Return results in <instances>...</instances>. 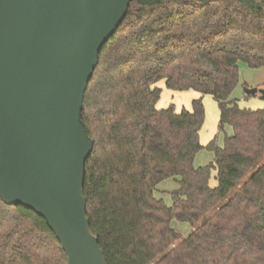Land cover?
I'll use <instances>...</instances> for the list:
<instances>
[{"label":"trees","instance_id":"1","mask_svg":"<svg viewBox=\"0 0 264 264\" xmlns=\"http://www.w3.org/2000/svg\"><path fill=\"white\" fill-rule=\"evenodd\" d=\"M240 62L264 68V0L131 4L102 50L83 111L95 142L87 213L108 264H264V109L232 98ZM162 80L169 90L213 97L220 131H233L223 148L200 142L203 98L192 112L157 108ZM205 148L214 161L196 168ZM177 178L167 206L154 193ZM174 220L194 227L180 242ZM0 264L68 259L42 217L0 199Z\"/></svg>","mask_w":264,"mask_h":264},{"label":"water","instance_id":"2","mask_svg":"<svg viewBox=\"0 0 264 264\" xmlns=\"http://www.w3.org/2000/svg\"><path fill=\"white\" fill-rule=\"evenodd\" d=\"M134 1L0 0V199L42 217L68 264H108L87 213L83 111Z\"/></svg>","mask_w":264,"mask_h":264},{"label":"rangeland","instance_id":"3","mask_svg":"<svg viewBox=\"0 0 264 264\" xmlns=\"http://www.w3.org/2000/svg\"><path fill=\"white\" fill-rule=\"evenodd\" d=\"M239 66V85L234 91L232 98L239 101V105L242 109L258 111L264 109V101L261 94L255 96H247L245 89L247 88H259L264 89V68L251 69L246 63L240 62ZM154 88L161 90V98L157 105L158 109H168L174 106L176 113H181L183 110L192 112L193 101L198 98H203L206 117L205 122L200 132V142L206 147L212 141L216 142V145L220 148L224 147L225 137L231 136L233 131L231 127H226L225 131H220V109L218 103L213 97L208 95H200L195 91L175 92L169 90L164 80L159 81L154 85ZM214 159V152L205 148L200 151L195 159V167H201L209 165ZM264 163V160L263 162ZM179 178L169 179L158 185L155 191V197L162 199L167 206H171L173 203L172 192L179 188ZM214 179L212 180V185ZM172 228L180 235L181 240L187 238L193 231L192 227L188 223H182L179 221H172ZM177 242V243H178Z\"/></svg>","mask_w":264,"mask_h":264},{"label":"crops","instance_id":"4","mask_svg":"<svg viewBox=\"0 0 264 264\" xmlns=\"http://www.w3.org/2000/svg\"><path fill=\"white\" fill-rule=\"evenodd\" d=\"M214 157H215V156H214ZM213 161H214V159H213ZM213 161H212V162H213ZM212 162H211V163H212ZM199 167H201V165H200ZM199 167H196V168H199ZM214 183H215V184H213V185L216 186V184H217L216 180H214ZM176 190H177V189H176ZM174 191H175V190H174ZM174 191H173V192H174ZM172 204H173V203H172ZM171 206H172V205H171Z\"/></svg>","mask_w":264,"mask_h":264}]
</instances>
